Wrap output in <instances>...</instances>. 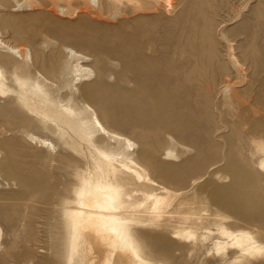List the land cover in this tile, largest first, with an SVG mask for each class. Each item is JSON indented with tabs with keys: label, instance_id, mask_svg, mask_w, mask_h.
<instances>
[{
	"label": "rangeland",
	"instance_id": "1",
	"mask_svg": "<svg viewBox=\"0 0 264 264\" xmlns=\"http://www.w3.org/2000/svg\"><path fill=\"white\" fill-rule=\"evenodd\" d=\"M129 1L0 0V31L47 69L65 61L64 47L88 55L103 83L92 105L135 151L145 148L138 157L150 176L172 193H197L209 215L218 210L231 217L227 226L258 230L264 242V171L250 143L264 140V0H173L171 11L154 0ZM196 70L210 72L217 86L200 87ZM183 71L189 82L179 80ZM226 77L228 86L220 84ZM12 104L0 98V264H65L61 209L80 160ZM169 150L176 158L167 159ZM153 159L168 169L156 170ZM210 248L189 256V247L171 246L172 264H224Z\"/></svg>",
	"mask_w": 264,
	"mask_h": 264
},
{
	"label": "bare ground",
	"instance_id": "2",
	"mask_svg": "<svg viewBox=\"0 0 264 264\" xmlns=\"http://www.w3.org/2000/svg\"><path fill=\"white\" fill-rule=\"evenodd\" d=\"M141 1L137 2V7ZM172 2L154 0V4L163 3L167 11L173 8ZM187 26L194 39L200 36L196 21L190 20ZM64 48L65 61L53 62L47 69L33 58L31 49L11 44L0 31V98L13 101L12 107L32 123L39 122L38 125L42 124L57 135L70 155L80 160L73 195L63 202L61 209L66 234L64 263L172 264L176 257L171 246L178 250L187 246L189 256H194L209 242V253L214 252L224 264H243L264 257V242L258 230L230 228L226 223L231 217L218 210L209 215V211L202 208L204 198L197 193L191 197L172 193L150 176L139 162L141 156L138 157L145 148L135 151L136 143L110 128L92 105L91 100L103 83L95 79V70L89 65L90 57L71 47ZM185 51V47L181 49L182 53ZM206 66L216 70L209 63ZM221 69L217 68L216 72L223 73ZM186 73L181 72L179 80L189 82ZM197 73L200 87L213 89L217 86L212 82L210 72L207 77ZM84 81L91 83L79 88L77 85ZM230 82L226 77L220 84L228 86ZM33 139L37 138L33 136ZM148 141L146 135L143 143ZM250 143L259 154L258 165L264 171V140L253 138ZM166 157L173 159L176 154L169 150ZM149 161L154 164L156 159ZM159 161L157 159L159 164L154 167L160 171L164 167ZM174 171L175 168H170V172ZM143 228L151 231L144 232ZM166 231L170 236L164 233ZM1 233L0 227V236ZM178 240L188 245H182Z\"/></svg>",
	"mask_w": 264,
	"mask_h": 264
}]
</instances>
